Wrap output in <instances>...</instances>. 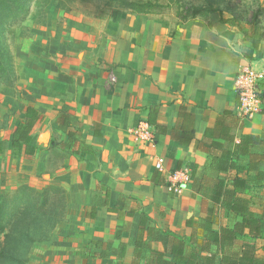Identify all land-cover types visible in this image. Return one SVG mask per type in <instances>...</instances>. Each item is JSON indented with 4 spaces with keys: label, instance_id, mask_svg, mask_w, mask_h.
I'll list each match as a JSON object with an SVG mask.
<instances>
[{
    "label": "crops",
    "instance_id": "1",
    "mask_svg": "<svg viewBox=\"0 0 264 264\" xmlns=\"http://www.w3.org/2000/svg\"><path fill=\"white\" fill-rule=\"evenodd\" d=\"M66 30L69 54L46 73L56 86L27 93L0 138V193L64 191L26 264H264V88L249 119L232 88L238 70L264 68V0L183 21L113 11ZM26 106L43 120L14 153ZM140 119L152 144L131 133ZM180 167L191 181L177 194L166 175Z\"/></svg>",
    "mask_w": 264,
    "mask_h": 264
},
{
    "label": "rangeland",
    "instance_id": "2",
    "mask_svg": "<svg viewBox=\"0 0 264 264\" xmlns=\"http://www.w3.org/2000/svg\"><path fill=\"white\" fill-rule=\"evenodd\" d=\"M128 1L149 2L143 15L178 21L191 18L196 10L200 14H239L256 7V0H251L252 4L244 0ZM113 11L132 12L118 0H0V138L8 135L18 119L27 93L40 95L50 83L56 86L58 79L46 73L60 67L58 58L64 51L69 54L64 43L69 36L68 23H83L91 16ZM60 197L61 193L53 190L40 194L33 185L7 195L0 264H26L33 242L46 237L57 218Z\"/></svg>",
    "mask_w": 264,
    "mask_h": 264
},
{
    "label": "built area",
    "instance_id": "3",
    "mask_svg": "<svg viewBox=\"0 0 264 264\" xmlns=\"http://www.w3.org/2000/svg\"><path fill=\"white\" fill-rule=\"evenodd\" d=\"M233 91L238 102V112L242 118H252L263 109L262 90L264 88V68L257 69L246 66L236 72L233 78ZM131 133L136 140L152 144L155 139L153 127L145 120L140 119L132 127ZM155 169L163 171V159L157 158ZM191 174L185 167L167 172L166 186L179 194L190 184Z\"/></svg>",
    "mask_w": 264,
    "mask_h": 264
},
{
    "label": "trees",
    "instance_id": "4",
    "mask_svg": "<svg viewBox=\"0 0 264 264\" xmlns=\"http://www.w3.org/2000/svg\"><path fill=\"white\" fill-rule=\"evenodd\" d=\"M118 1L120 5H124L126 8H129L133 13H136V14L146 13V10L151 5L149 2L139 3V2L128 1V0H118ZM200 12H201L200 10H196L194 12V15L200 14ZM42 120H43V115L38 110H36L32 106H26L24 110L23 119L16 125V127L14 128L12 132L11 145H12V151L14 153L19 151L23 146L30 147L31 131L34 128V126L37 123L41 122ZM29 186L31 185L22 184L15 191H12L9 193H16L19 191L20 187L26 188ZM33 188L40 194L47 193L49 190H53V191L61 193L60 201L58 202L60 206L59 213L57 211L58 216L55 219V221L51 224V228H50V231L48 232V235L42 238V240H44L50 237L52 230L54 229L56 223L62 218L64 209H65L64 191L60 187L55 186V185H46L40 189H37L33 186ZM9 193H6V194L0 193V232L4 231V228H5V223L3 222L2 215L4 214L3 208H4V205L7 203V199H8L7 195H9ZM225 195L226 196L229 195V192H225ZM50 200L53 201L54 199L51 198ZM6 208H7V204H6Z\"/></svg>",
    "mask_w": 264,
    "mask_h": 264
}]
</instances>
